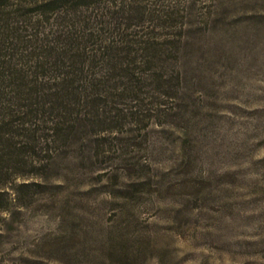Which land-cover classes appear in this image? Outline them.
Listing matches in <instances>:
<instances>
[{
  "label": "rangeland",
  "instance_id": "374dc122",
  "mask_svg": "<svg viewBox=\"0 0 264 264\" xmlns=\"http://www.w3.org/2000/svg\"><path fill=\"white\" fill-rule=\"evenodd\" d=\"M130 3L151 15L121 20ZM85 16H53L48 39L128 41L143 79L50 160L38 146L22 173L0 163V264H264V0H111Z\"/></svg>",
  "mask_w": 264,
  "mask_h": 264
},
{
  "label": "trees",
  "instance_id": "16d2710c",
  "mask_svg": "<svg viewBox=\"0 0 264 264\" xmlns=\"http://www.w3.org/2000/svg\"><path fill=\"white\" fill-rule=\"evenodd\" d=\"M100 3L109 5L111 0L19 3L0 0V163L11 165L14 173L25 170L27 158L41 159L51 147L61 146V141L72 144L79 141L78 132L99 125V116L105 111L111 93L123 96L129 91L125 80L134 78L139 82L143 79V71L133 66L138 60L128 41L122 48L110 42L101 44L103 37L95 33L100 48L90 49L85 41H81L86 33L94 37L86 28V32L82 28L81 34L77 30L67 35L55 32L51 34L54 38L48 39L50 34L46 33V24L53 16L70 19L74 16L78 20L85 17L83 25L86 27L89 17L85 16V11ZM112 12L107 8L102 16L113 17ZM120 13L123 21L135 19L137 15L144 20L149 17L150 10L144 5L130 3ZM19 17L29 21L34 34L32 31L29 35L20 34L26 30L17 19ZM37 34L42 36V41L34 45L32 36ZM26 42L32 43L28 50L22 48ZM139 44L143 45L140 52L156 45L152 40L144 39ZM138 58L142 65L141 54ZM102 62L107 67L97 79L95 68H100ZM115 79L118 81L113 83L117 86L109 83ZM114 109L123 110L122 107ZM35 147L43 152L41 157L39 153L34 154ZM44 159L50 160L49 157ZM32 167H28V171Z\"/></svg>",
  "mask_w": 264,
  "mask_h": 264
}]
</instances>
